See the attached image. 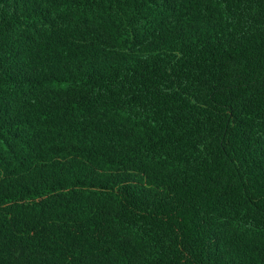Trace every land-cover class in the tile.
<instances>
[{
	"label": "trees",
	"instance_id": "16d2710c",
	"mask_svg": "<svg viewBox=\"0 0 264 264\" xmlns=\"http://www.w3.org/2000/svg\"><path fill=\"white\" fill-rule=\"evenodd\" d=\"M0 264H264V0H0Z\"/></svg>",
	"mask_w": 264,
	"mask_h": 264
}]
</instances>
